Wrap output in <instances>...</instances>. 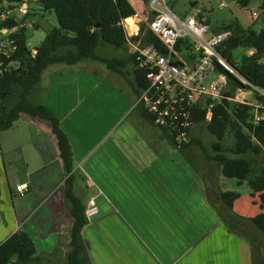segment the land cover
<instances>
[{
	"label": "crops",
	"instance_id": "0c3cea01",
	"mask_svg": "<svg viewBox=\"0 0 264 264\" xmlns=\"http://www.w3.org/2000/svg\"><path fill=\"white\" fill-rule=\"evenodd\" d=\"M139 19L137 14L133 18V26L126 24V28L137 34L140 28L136 23L139 22ZM67 71L63 75V87L68 85L72 75L86 79L85 75L78 74L81 71L72 72V69ZM64 84L66 85L64 86ZM41 91L43 92V87ZM80 92L81 88L76 87L74 94H78L77 102L71 110L75 109L76 105L81 102ZM45 98L42 99L41 103L49 107L60 119L61 127L68 135L73 148L74 173L80 177L85 185L89 182V177L87 178L86 174L81 175V172H88V157H90L88 154L90 151L82 150V144L73 137V134L81 128L75 127L74 124L67 127L65 122L68 116L60 114V106L62 105L64 109L68 98L63 97L61 105L60 102L55 104L50 96ZM122 101L125 102V100ZM139 116L148 125H145L141 119L135 118L134 121L141 130L147 131L148 139L151 140L153 136L158 143L167 146L162 151L161 157L163 158L159 157L155 162L161 164H153L151 167L144 164L145 155L155 153L154 149L145 153L133 149L123 151L117 148L116 155H111L112 161L109 164H95L97 170L101 169L102 171L103 169L104 179L100 177L99 182L97 181L99 178H96L95 174L93 176L88 172V175L94 177L99 185H101V181H114L111 178V173H114L115 170L119 174L118 168L121 164L126 175L124 177L119 175V182L130 193L125 196L119 187L108 185L106 189L100 188V193L91 197L87 203H84L81 197L75 194L86 208L91 199H95L99 208V214L96 217L87 219V225L82 234L84 241L88 242V235L95 237L97 231L93 233L91 230L99 228V222L102 223L105 220L126 219L125 226L132 230L129 231L132 238L131 243L126 245L114 243L113 239L110 238L111 245L107 246L106 249L98 247V250L97 246H94L89 253L91 262L93 264H255L254 257L260 255L261 263H264V248L260 244H256L257 238H253V235L262 234L249 222L250 219L264 211V199L262 197L264 192L258 193L253 198L247 183L240 187L237 181L225 178L219 165L208 161L203 152H201L203 155L199 151L197 153L189 152L188 165H184L183 155L178 151L180 148L169 137L165 136L162 129H160L161 135L152 133L149 130L152 124L145 120L140 113ZM113 120L103 121L101 126H105L104 133H101L99 142L104 140L106 142L111 139L112 128H109L108 125ZM27 121L31 136L29 146L36 158L34 161H28L26 155H23L24 159L20 160L26 166V181L13 186L10 178L19 179L20 173L17 171V166L20 162L11 156L13 152L11 145L5 143L4 149L0 148V244L15 233L28 232L35 242L40 243L41 247L36 243L38 251H41L40 254L45 253V257L48 255L50 263L60 264L61 247L58 248V246L61 242L55 235H57V231H70L71 222H73L69 213L70 208L65 203L61 190L65 179L64 170L50 128L37 120L29 119ZM152 127L155 126L152 125ZM22 148L20 146V149ZM126 156L130 157V161ZM138 159L142 164L137 162ZM190 159L194 163H190ZM29 170L36 174L47 170V175L36 184L32 180L33 176L30 174L31 172H28ZM57 171H59V179L61 180L59 183L55 180ZM184 172L190 173L191 177L196 180L195 187H192L195 182L190 184V187L194 189V193H191L192 199L188 195L184 197L182 186ZM260 173L261 167H258L250 175L249 180L255 179ZM115 178L117 177L115 176ZM18 185L26 186L23 195L18 193ZM245 187L246 192L243 193L241 188ZM57 190L61 193L56 194ZM227 191H238L241 195L234 203L233 210H229L221 199L222 193ZM255 200L259 202L258 205ZM190 203L191 209L188 208ZM212 203L219 208H216ZM182 210L198 215L202 213L203 218L209 221L206 231H184L181 219L176 220L173 217ZM219 211H222L221 214L225 217L221 218L219 215L220 218H218L217 213ZM233 220H240V222L235 223L232 222ZM238 223L243 229L242 231L236 226ZM36 231H39L37 235ZM190 233L193 234L192 238H190ZM115 234L119 235L123 232L116 231ZM209 238L212 240L209 241ZM106 241L108 242V240ZM208 242L209 244H206ZM65 259V264H68L67 255Z\"/></svg>",
	"mask_w": 264,
	"mask_h": 264
},
{
	"label": "trees",
	"instance_id": "16d2710c",
	"mask_svg": "<svg viewBox=\"0 0 264 264\" xmlns=\"http://www.w3.org/2000/svg\"><path fill=\"white\" fill-rule=\"evenodd\" d=\"M23 1L10 0L17 4ZM25 1L29 3L35 0ZM141 1L149 6L151 0ZM251 1L236 0V3L247 8ZM39 3L45 12L56 15L58 27L51 30L33 51L28 46L25 34L26 19L9 15L2 20V13L9 14L8 11L15 7L5 12L0 8V33L7 30L4 35L13 41L15 47V50L10 47L8 53L0 55L3 62L0 66V133L10 130L22 117L40 121L50 128L64 170L63 199L73 219L67 262L91 264L82 236L87 225L86 207L74 193L76 175L71 142L58 116L36 99L42 92L43 75L54 65L73 67L86 62L102 63L108 70L124 75V69L131 65L134 89L139 99L148 83L143 71L137 67L136 55L130 52L129 42L140 40L145 45H158L160 42L150 29L154 14L149 21L140 25L138 36L129 37L125 21L138 14L131 0H39ZM261 8L264 9V0ZM220 29L231 30L233 34L219 51L247 83L229 74V88L213 109L212 119L206 120V106L210 100L202 102L194 112V127L189 130V141L180 150L183 152L193 145L198 146L208 161L219 165L225 178L237 181L239 186L247 183L251 196L255 198L258 193L264 192V95L260 92H264V29L259 33L245 29L237 20ZM241 47L248 51L255 49L256 53L244 56L236 64L233 52ZM239 90L255 92L254 99L262 104L258 110V121L254 115L255 107L229 99ZM138 109L140 115L155 126L142 104ZM197 128L205 129L215 139L212 156L207 155L196 134ZM162 131L170 138L166 130ZM257 167H261V173L249 180ZM240 196L238 191H227L222 193L221 199L229 210H233ZM249 222L264 235V212ZM37 253L32 235L18 232L0 244V264H10L14 259L16 264H32L40 259Z\"/></svg>",
	"mask_w": 264,
	"mask_h": 264
},
{
	"label": "rangeland",
	"instance_id": "374dc122",
	"mask_svg": "<svg viewBox=\"0 0 264 264\" xmlns=\"http://www.w3.org/2000/svg\"><path fill=\"white\" fill-rule=\"evenodd\" d=\"M165 1L169 8H171V10L180 18H184L186 16H194L197 14V11L201 10L209 18L212 30L220 29L223 26L229 25L235 20H237L245 29H252L257 33L264 29V9L261 8L262 0H252L247 8L238 6L236 0ZM131 3L138 12V16L140 19L136 24H138L140 28V25L142 23L147 22L151 19L152 12L150 11V6L143 4L141 0H131ZM11 7H15V9L10 10ZM22 7L27 9L29 13L28 16L21 14L20 9ZM0 8L1 11L4 12L6 10H10L8 11L9 15L15 16L20 20L26 19L25 34L28 38V46L32 51L41 44V42L51 30L58 27L56 15L51 12H45L42 9L41 4L39 3V0H35L29 3L24 0L19 4L10 2V0H0ZM126 24H128L127 21H125V25ZM127 31L129 37L134 35V33L130 31V29H127ZM5 36L6 35H4L3 33H0V43L4 41ZM110 54L115 55L114 52H110ZM244 56H249V51L247 49L242 47L236 49L233 52L234 63L238 64ZM130 66L124 69V75L112 72L108 70L104 64L97 62L81 63L72 68H68V66L65 65L51 66L45 71L43 75V80L40 86L41 88L43 87V92L40 93L36 98L37 101L41 102L42 99H44L46 96H50L51 100L54 101L55 104H58L60 102V105L63 97L68 98L65 102L64 109L62 105L60 106V114L68 116V119L65 122L67 127L74 124L75 127H80L82 129H78L77 132L73 134V137L77 142H80L82 144V150L90 151L88 154V156L90 157H88L89 166L87 167V170L91 175L94 176L95 174L97 176L96 178H99L97 179V181L99 182L100 177L104 179L105 175L103 169L102 171L101 169L97 170V165L95 164H109V162L112 161L111 155H116L117 148L123 151L125 149H133L138 152L144 151L145 153L154 149L156 151L155 153H149L150 155L148 154L144 157V164L148 167H151L153 164H161L160 162H155L159 159V157L162 156V151L163 149H165L164 147H167L163 143H158V141L153 138V136L151 140L148 139L149 135L147 136V131L145 129L141 130L139 125L134 121L135 118H141L139 116L138 99L136 97L134 89L133 66ZM68 69H72V72H75V70L81 71L78 74L85 75L86 79L77 75H72L69 79L68 85L66 87H63V75L65 72H68ZM65 85L66 84H64V86ZM76 87L81 88V92L79 94H81L82 100L81 102H79V104L76 105L75 109L71 110L77 102L78 94H74ZM243 92L249 103H251V105L256 109L254 115L260 117V113L258 112V110L259 108H261L260 106L262 104H260V101H258L257 99H254V96H256L255 92L251 90ZM122 100H125V102H123ZM109 119H114L108 125L109 128H112V132L110 133L111 139L107 140L106 142L105 140L99 142L101 133H104L103 129L105 127H102L101 125L103 124V121ZM27 120L29 119L26 117H22L14 124V126L10 130L0 133V148L4 149L5 143L11 145L13 147L11 156L17 158L19 162L21 159H24L23 155H26L28 161H34V159L36 158V155H34L32 148L29 146L31 136L29 135V123ZM141 121L144 120L141 119ZM144 123L145 125H148L147 122L144 121ZM149 130H151L152 133L158 135L162 132L160 128L157 129L155 127H152V125ZM196 134L198 135V138L201 139L207 155L212 156L214 154L212 143L215 141V139L205 129L197 128ZM102 143L105 144L103 145ZM20 146H22L23 148L20 149ZM178 151L183 155L182 161L184 165H188L187 161L189 152H202L201 149L195 145L191 146L189 149L184 150L183 152L181 150ZM126 158L130 161L129 156H126ZM137 162L141 163L139 159L137 160ZM189 162L194 163L191 159ZM25 167L26 166H24L22 162L18 164L17 171L20 173L19 179H15L13 177L10 178L13 186H16V184L19 182L21 183L27 180V176H25V173L27 175ZM28 172H31L30 174L33 176L32 180L36 182V184H38L37 182L45 178L47 175V170L43 171L40 174L33 173L30 170ZM88 172H81V175L86 174V177H89L88 183L84 185V182H82L80 177L76 175V181L74 184V187H76L74 189V193L81 197L84 203H87L91 197L98 195L100 193V188L106 189L108 185L119 187V190L122 191L125 196L130 193V191L127 188L123 187L124 185L119 182L120 176L124 177V175H126V171L121 168V164L118 168L119 174H117L115 170L113 171L114 173H111V178L114 179V181H101V185H99V183L95 181L96 179L94 177L88 175ZM115 176L117 178H115ZM59 178V171H57V173L55 174V180L58 183L61 181ZM192 182H195V184L192 185V187H195L196 180L191 177L190 173L184 172V178L182 181L184 197H187L188 195L189 197H191V199L193 197L191 196V193H194V189L190 187V184ZM246 187L241 188V191H243V193L246 192ZM61 190L62 192H64V185L63 187H61ZM58 193L61 192L57 190L56 194ZM262 197L264 199V193L262 194ZM256 202L258 205L259 202ZM212 204L216 208H219V206L215 205L214 203ZM188 208H192L191 203L188 205ZM219 212H216L218 214V218L225 217L223 214H221L222 211ZM200 214L201 215L194 214V212L190 213V211L182 210L180 213H178L177 216L174 215L173 217L176 218V220L181 219L182 224L184 225V231H206V226L208 225L209 221L203 218L202 213ZM238 221L240 222V220H233L232 222L237 223ZM126 222V219L119 221L105 220L102 223L99 222V228H94L91 230L93 233L97 231L96 236L94 237L92 235H88V242L85 241L86 247L88 248V253H90L94 246H97V249L98 247L100 249H106L107 246L111 245L109 241L110 238L113 239L114 243L124 245L131 243L132 238L129 231L132 230L128 229L125 226ZM236 226L240 228L241 231L243 230L239 223L236 224ZM116 231H122L123 234L116 235ZM35 233L37 235L39 231H36ZM56 233L57 235H55V237L57 238L58 236V241L62 243H60L58 246V248L61 247L60 256L62 257L61 261L59 262H61L60 264H65V257L71 250V247L69 245L70 231H57ZM255 236L253 235V238H257L256 244H260L262 248H264V235L262 236L256 234ZM104 237L106 240H108V242L104 239ZM192 237L193 234L190 233V238ZM211 240L212 238H209V241ZM36 243L39 247H41L40 243H38L37 241ZM206 244H209V242ZM136 246L138 247V245ZM40 252L41 251H38L37 254L39 255V258H41L38 262L32 264H52L48 260L49 256L47 255L45 257V253L40 254ZM15 261L16 260L14 259L10 264H16ZM254 261L255 264H264L261 263L260 255L255 256ZM91 264H93V262H91Z\"/></svg>",
	"mask_w": 264,
	"mask_h": 264
},
{
	"label": "built area",
	"instance_id": "2783aa9c",
	"mask_svg": "<svg viewBox=\"0 0 264 264\" xmlns=\"http://www.w3.org/2000/svg\"><path fill=\"white\" fill-rule=\"evenodd\" d=\"M149 6L154 14L150 29L160 43L129 42L130 52L136 55L137 67L143 71L148 83L138 104L143 105L155 127L166 130L180 148L189 141V130L194 127L193 115L202 102L210 100L206 106V120L212 119L213 109L229 88V74L245 84L247 82L219 51L232 37L231 30H212L209 18L201 10L194 16L180 18L165 0H151ZM20 12L28 14L23 7ZM8 16L6 12L2 13L1 19L6 20ZM2 33H7V30ZM10 47L13 48V41L5 37L0 43V55L8 53ZM255 53V49L249 51L250 55ZM243 91L239 90L229 99L251 105ZM260 92L264 95L263 91ZM259 119L256 118L257 121ZM17 191L23 195L26 186L18 185ZM98 214L97 203L91 199L85 215L89 220Z\"/></svg>",
	"mask_w": 264,
	"mask_h": 264
},
{
	"label": "bare ground",
	"instance_id": "6f19581e",
	"mask_svg": "<svg viewBox=\"0 0 264 264\" xmlns=\"http://www.w3.org/2000/svg\"><path fill=\"white\" fill-rule=\"evenodd\" d=\"M127 25H129V26H133V23H134V20H133V18L132 19H129L128 21H127ZM132 28H134V27H132Z\"/></svg>",
	"mask_w": 264,
	"mask_h": 264
},
{
	"label": "water",
	"instance_id": "95a60500",
	"mask_svg": "<svg viewBox=\"0 0 264 264\" xmlns=\"http://www.w3.org/2000/svg\"><path fill=\"white\" fill-rule=\"evenodd\" d=\"M246 81V80H245ZM247 82V81H246Z\"/></svg>",
	"mask_w": 264,
	"mask_h": 264
}]
</instances>
